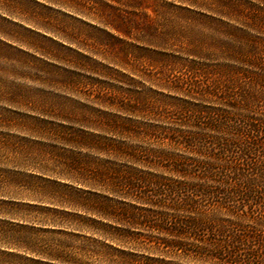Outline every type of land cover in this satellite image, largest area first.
Here are the masks:
<instances>
[{
  "label": "rangeland",
  "instance_id": "1",
  "mask_svg": "<svg viewBox=\"0 0 264 264\" xmlns=\"http://www.w3.org/2000/svg\"><path fill=\"white\" fill-rule=\"evenodd\" d=\"M263 85L264 0H0V264H264Z\"/></svg>",
  "mask_w": 264,
  "mask_h": 264
},
{
  "label": "trees",
  "instance_id": "2",
  "mask_svg": "<svg viewBox=\"0 0 264 264\" xmlns=\"http://www.w3.org/2000/svg\"><path fill=\"white\" fill-rule=\"evenodd\" d=\"M240 116H241V119H238V117L232 118V117H230L228 115L227 116H220V117H218V119L214 120V122H215L214 126L217 129H219V128L221 129V127L226 128L227 134L229 132L230 133H235V135L234 134L233 135L236 136L235 138L238 139V140H239V138L241 140L243 137L246 138V139H249V138H251L254 135L256 137H259V139H260L263 131H262V129H260L259 125H256V120L254 118H252V117H249V116L245 117V114L244 115H240ZM227 140L228 139H226V141ZM256 141L253 139V146L255 144L256 147L260 148V146H261L260 144L261 143L259 144ZM226 147L227 146L225 145L224 149ZM245 150H249L250 151L251 147L250 148L247 147ZM248 154H250V153H248ZM248 154H246V155H248ZM232 163H234L233 166H235L233 168V170H237V172L242 170V169H240L239 163H237V162H232ZM234 180H235V178L232 179V181H234ZM135 183L137 184L138 180L135 181V179L132 176L124 175V177H120V178L117 177V178L108 179L106 185H108V187L112 188L113 190H116L118 192H123L124 193L127 190L128 191H130V190L133 191V189L136 192L137 185ZM209 188L210 187L202 188V187L197 186V187L194 188V190L196 192L202 193V194L207 195V196H213V195H217L218 193H220L219 189H211V188L209 189ZM170 189H172V188H170ZM172 190L177 192L178 187H174V189H172ZM254 191H256V190H254L253 188H245V187H241L240 186V189H237L236 187H234V191L226 190V191H224V193H225L227 199H234L235 196L236 197L240 196V198L242 199V202H246L247 200L253 199ZM195 223L194 222L192 223V227H194V228L197 227L198 228V224H195ZM227 248H229V246H227ZM230 257H232V259H236V255L235 254L230 256ZM235 262H237V261H235Z\"/></svg>",
  "mask_w": 264,
  "mask_h": 264
}]
</instances>
